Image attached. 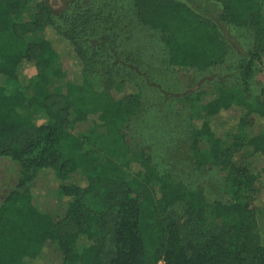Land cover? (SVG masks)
<instances>
[{"label": "trees", "instance_id": "trees-1", "mask_svg": "<svg viewBox=\"0 0 264 264\" xmlns=\"http://www.w3.org/2000/svg\"><path fill=\"white\" fill-rule=\"evenodd\" d=\"M132 1L139 21L161 33L174 69L225 64L229 45L211 17L181 0ZM218 2V19L254 30L257 45L240 58L235 84L218 85L205 97L193 124L197 165L228 170L234 199L216 202L209 216L202 188L159 172L148 154L127 143L121 125L140 112L141 97L130 81L116 85L119 69L99 36L110 23L101 6H78L58 22L47 0H0V157L19 168L17 186L0 204V264H264L256 224L264 208V132L247 133L264 127V85L257 94L250 87L264 72V0ZM26 7L33 18L18 20ZM97 34L95 46L90 39ZM61 45L81 65L74 95L50 88ZM92 97L99 101L96 117L87 107ZM31 112L40 116L27 118ZM232 118L238 129L232 144L240 152L218 134V123ZM91 141L106 148L88 169L82 151ZM47 172L59 182V214L40 206L32 191Z\"/></svg>", "mask_w": 264, "mask_h": 264}, {"label": "rangeland", "instance_id": "rangeland-1", "mask_svg": "<svg viewBox=\"0 0 264 264\" xmlns=\"http://www.w3.org/2000/svg\"><path fill=\"white\" fill-rule=\"evenodd\" d=\"M47 1L55 14L59 15L58 22L61 21L60 16L63 13L81 5L101 6L104 11L103 16L109 18V29L102 28L99 36L105 37L107 49L104 54L107 55L109 63L116 64V68L119 69L116 85L120 86L123 80L130 81L137 86L141 97L140 112L121 125L131 149L134 152L148 154L159 172L170 174L174 180L184 183L192 190L202 188L209 205V216L212 205L216 202H234L228 181L229 171L213 163L199 167L191 134L193 124L199 122L196 116H201L203 113L202 102L205 97L218 85L235 84L233 82L240 58L257 45L254 30L222 23L218 19L222 9L218 0H181L217 22L229 45V53L225 64L220 68L176 70L170 64L168 49L161 33L139 21L132 0ZM33 15L32 8L26 7L20 10L18 20L25 21L33 18ZM32 38L28 36L27 40ZM90 40L95 46L98 45V34ZM61 52V58L53 63L49 73L50 88L74 95L72 80L77 79L81 65L72 57L68 46L61 45ZM28 71L32 72L33 67H29ZM263 85L264 72H261L250 84L252 93L257 94ZM87 107L91 116L96 117L99 109L98 99L89 98ZM39 114L31 112L26 117L35 119L40 116ZM233 119L226 123H218V134L224 138L226 145L240 152L239 148L232 144L231 135L238 132ZM260 132H264V127L261 125L247 129L250 135ZM208 147L209 139L203 137L200 148ZM105 148L106 146L99 141H91L87 144L82 151L84 166L92 169L101 162L104 159ZM18 177L19 168L16 162L0 157V204L17 186ZM54 179L53 172L45 173L44 185L35 183L32 191L40 206L59 214L61 212L57 207L59 182ZM263 201L264 192L261 194L260 202ZM88 203L94 205L92 197L88 199ZM59 204L61 205L60 202ZM256 224L264 244V208L256 213ZM45 253L50 256L54 250L48 249Z\"/></svg>", "mask_w": 264, "mask_h": 264}, {"label": "built area", "instance_id": "built-area-1", "mask_svg": "<svg viewBox=\"0 0 264 264\" xmlns=\"http://www.w3.org/2000/svg\"><path fill=\"white\" fill-rule=\"evenodd\" d=\"M157 264H165L164 259H160Z\"/></svg>", "mask_w": 264, "mask_h": 264}]
</instances>
